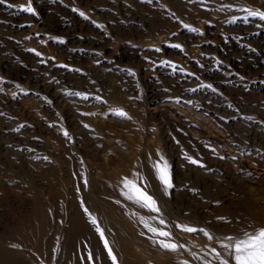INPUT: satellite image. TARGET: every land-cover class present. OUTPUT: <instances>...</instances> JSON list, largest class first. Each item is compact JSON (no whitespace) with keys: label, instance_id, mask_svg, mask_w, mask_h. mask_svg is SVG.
Segmentation results:
<instances>
[{"label":"rangeland","instance_id":"rangeland-1","mask_svg":"<svg viewBox=\"0 0 264 264\" xmlns=\"http://www.w3.org/2000/svg\"><path fill=\"white\" fill-rule=\"evenodd\" d=\"M27 4H0V264H112L81 202L117 264H202L192 252L220 250L173 222L217 237L264 227V21L245 23L241 11L264 10V0H31L35 15L19 10ZM224 4L233 7L216 10ZM157 150L171 167L169 195L151 172ZM133 171L150 181L180 252L153 245L139 222L153 214L119 194Z\"/></svg>","mask_w":264,"mask_h":264},{"label":"snow or ice","instance_id":"snow-or-ice-1","mask_svg":"<svg viewBox=\"0 0 264 264\" xmlns=\"http://www.w3.org/2000/svg\"><path fill=\"white\" fill-rule=\"evenodd\" d=\"M149 3H152L153 0H148ZM192 2V0H190ZM196 2L201 5L205 4L207 0H196ZM5 3V0H0V4ZM9 7H15L14 5H8ZM233 7L232 4H224L221 8L216 9L217 11H224L225 9H231ZM19 10L31 15H35V10L31 5V0H28L27 6L21 5ZM72 11H77V9H72ZM241 11L246 12L247 15L243 18L245 23H248V17L253 19H259L260 21H264V10H251L248 8H242ZM79 15L85 16V13L79 12ZM235 23V19L231 21ZM97 27H102L101 25H96ZM184 28L188 29L191 32L199 33V30L189 25H183ZM262 25H257V27H261ZM39 36V34H36ZM30 38V37H29ZM82 38V37H81ZM58 39V38H53ZM60 43H65L63 40H59ZM43 43V41H41ZM169 47H173L176 49L183 50L181 44H169ZM35 53L36 56L41 57L43 54L36 51L35 49H29ZM156 52H161L162 49L157 47L154 49ZM53 61L55 57H51ZM146 60H150L149 57H145ZM42 63L45 61H41ZM151 63H156L155 61H151ZM163 66H167L171 69L172 73L180 72L185 73L186 70L170 60H161L159 62ZM203 65H201L202 67ZM59 67L68 68L67 65H59ZM70 71H81L80 69H71ZM129 75L134 76L135 73L131 69L126 70ZM188 75H195V73H187ZM200 87H207L212 91H216L211 84L200 85ZM198 89L192 88L188 91L195 93ZM23 91V90H21ZM168 91V89H165ZM70 96L80 97L83 100H88L90 97L88 94L79 92V91H69L67 93ZM138 99L139 97H135ZM92 99L106 103L101 96H94ZM169 100H175V103L179 104L181 99L179 97L173 98L169 97ZM50 103V101H49ZM185 103L191 104L192 102L185 101ZM112 113L116 115L120 119L130 120L132 119L126 111L123 109H113ZM81 115H96V113L85 112L81 113ZM85 128H89L88 124L83 125ZM23 127V125H21ZM50 127H54V125H50ZM65 138L70 139L69 133L65 130L61 133ZM212 152H215V149H211ZM156 159H153L151 155H149V159L152 161L151 163V172L156 181H158L160 189L164 192L165 195L170 194V190L174 188L171 167L168 163V160L164 157V155L157 150ZM220 159H224L225 157H219ZM47 159V157H45ZM184 159L188 164L198 166L200 168H205L206 165L197 158H194L187 153L184 154ZM232 159H237V157H232ZM84 186L87 187V180L84 181ZM151 187L150 181L147 179L145 174L141 171H133L132 178L124 177L117 185L119 189V194L126 200L136 205L138 208L146 209L148 213L153 214L150 215L148 219L144 217H139V222L143 224L144 228L147 229L148 233H151L148 236V239L151 241L153 245H157L160 249L177 253L180 252L181 249H184V244H180L176 242L173 238V233L169 228V222L164 218L162 209L157 201V199L149 193V188ZM117 204H120L121 201L117 200ZM81 207L84 213L88 216L89 222L95 227L96 233L99 235L100 239L103 242V247L107 252V256L112 261V264H117V258L113 253V249L109 244V241L105 237L104 230L100 227L99 221L95 216H93L87 207L84 206V203L81 202ZM135 215V213H134ZM149 220L157 222L159 225L163 227H155L149 223ZM174 223L175 228L180 231L188 234L194 233H202L204 237L209 241H214L215 244L219 246V251L217 247H210L207 251L203 253V255H198L196 252H192L191 255L193 259L200 260L202 264H213V261H216L217 264H230V262H234V264H264V227L255 229L252 232L245 231L240 236H223L217 237L211 234L206 228L196 227L190 224H181ZM141 235H145V233H141ZM15 247V245H13ZM211 256L212 259H206V257ZM81 259H85L81 257ZM87 261H93L94 257L91 252L87 253L86 256ZM98 259V257H96ZM180 264H189L187 259L180 261Z\"/></svg>","mask_w":264,"mask_h":264}]
</instances>
